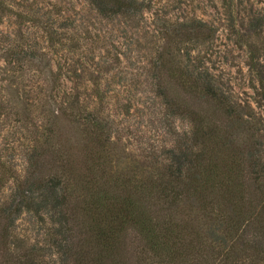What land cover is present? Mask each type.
<instances>
[{"label": "trees", "instance_id": "obj_1", "mask_svg": "<svg viewBox=\"0 0 264 264\" xmlns=\"http://www.w3.org/2000/svg\"><path fill=\"white\" fill-rule=\"evenodd\" d=\"M86 1L108 20L136 19L142 11L138 0ZM203 26L198 22L196 30ZM159 29L169 41L192 33L166 23ZM158 73L179 79L163 83L160 95L170 116L191 122L168 162L124 167L99 112L68 103L58 145L46 153L34 147L22 174L0 170L13 184L0 206V264H264L260 122L252 110L242 113L202 67L167 74L163 66ZM260 86L262 93L253 89L264 107ZM22 215L37 220L44 246L13 244Z\"/></svg>", "mask_w": 264, "mask_h": 264}, {"label": "rangeland", "instance_id": "obj_2", "mask_svg": "<svg viewBox=\"0 0 264 264\" xmlns=\"http://www.w3.org/2000/svg\"><path fill=\"white\" fill-rule=\"evenodd\" d=\"M226 1L138 0L142 11L136 19L108 20L86 0H3L0 170L10 166L22 174L34 147L46 153L58 145L68 103L99 112L124 167L167 163L191 122L170 116L160 94L163 83L179 79L160 78L163 66L167 74L185 65L191 73L208 71L242 113L254 112L264 136V107L256 104L263 101L253 89L262 93L264 86V0ZM198 22L204 24L201 32ZM165 23L192 35L169 41L159 29ZM168 52L172 64L164 61ZM1 174L0 206L13 189ZM39 226L31 215L20 216L13 244L20 250L44 246ZM127 242L137 245L131 236Z\"/></svg>", "mask_w": 264, "mask_h": 264}]
</instances>
